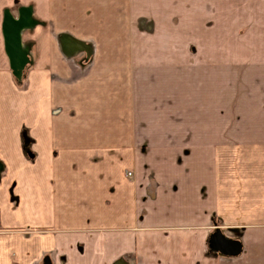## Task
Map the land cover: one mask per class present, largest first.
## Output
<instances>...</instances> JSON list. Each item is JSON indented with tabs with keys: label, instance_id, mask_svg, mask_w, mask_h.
Here are the masks:
<instances>
[{
	"label": "crops",
	"instance_id": "1",
	"mask_svg": "<svg viewBox=\"0 0 264 264\" xmlns=\"http://www.w3.org/2000/svg\"><path fill=\"white\" fill-rule=\"evenodd\" d=\"M0 264H264V0H0Z\"/></svg>",
	"mask_w": 264,
	"mask_h": 264
},
{
	"label": "water",
	"instance_id": "2",
	"mask_svg": "<svg viewBox=\"0 0 264 264\" xmlns=\"http://www.w3.org/2000/svg\"><path fill=\"white\" fill-rule=\"evenodd\" d=\"M25 16L22 15L19 20L5 18L4 35L6 40L7 52L14 74L21 76L23 65V54L20 43V30L25 26ZM210 246L225 255L234 256L241 251L239 243L220 234L214 233L210 238Z\"/></svg>",
	"mask_w": 264,
	"mask_h": 264
},
{
	"label": "built area",
	"instance_id": "3",
	"mask_svg": "<svg viewBox=\"0 0 264 264\" xmlns=\"http://www.w3.org/2000/svg\"><path fill=\"white\" fill-rule=\"evenodd\" d=\"M128 175H131V173L129 172Z\"/></svg>",
	"mask_w": 264,
	"mask_h": 264
}]
</instances>
